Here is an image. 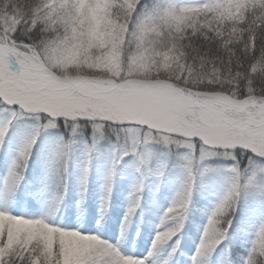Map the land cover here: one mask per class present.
<instances>
[{
  "label": "snow or ice",
  "instance_id": "6c2138e0",
  "mask_svg": "<svg viewBox=\"0 0 264 264\" xmlns=\"http://www.w3.org/2000/svg\"><path fill=\"white\" fill-rule=\"evenodd\" d=\"M83 3L0 0V144L13 124L32 128L0 181V264H66L65 241L73 238L88 242L73 264H154V257L155 264H172L180 241L170 242L183 228L197 180L211 187L224 173L228 187L187 264H211L238 207L240 231L257 207L259 223L238 262L231 259L233 240L216 264H264V0ZM41 131L54 175L38 178L24 194L25 211L13 214ZM106 147L113 159L103 204L118 165L136 179L124 224L141 207L146 178L166 175L154 161L164 157L183 172L161 217V225L173 223L156 231L144 256L124 254L119 240L113 244L86 225L52 220L69 177L82 202L92 158ZM78 155L86 163L77 185L68 162L75 168ZM36 206L40 214H29Z\"/></svg>",
  "mask_w": 264,
  "mask_h": 264
},
{
  "label": "trees",
  "instance_id": "16d2710c",
  "mask_svg": "<svg viewBox=\"0 0 264 264\" xmlns=\"http://www.w3.org/2000/svg\"><path fill=\"white\" fill-rule=\"evenodd\" d=\"M141 3L150 4L152 0H141ZM83 7H87L86 3H84ZM2 119L3 115L0 114V121H2ZM31 134L32 128L25 125L23 122H20V124H13L10 127L7 136L4 138L3 144H0V181L3 180L16 151ZM112 151L111 148L106 147L102 156H93L87 192L79 205L77 201L81 200V197L77 188L71 186V178H68L69 186L64 195L65 203L57 207L53 215V222L57 224L75 223L83 214L94 217L102 211L105 212L106 218L110 217L109 211H118L125 214L130 203L132 189L136 183V179L122 165L117 166L116 175L113 180L112 193L109 197L107 208L105 209L102 205L103 203H101L103 200L105 176L113 159ZM75 163L76 167L74 168L73 162L69 161L68 170L70 173L76 175L78 185L79 173L86 161L82 156L78 155ZM245 163H247V161L241 163L240 167L243 168ZM228 166H231V162L225 167ZM55 167L56 162L53 160L49 150L47 133L41 131L40 136L37 138L36 145L33 146L32 156L28 160L27 169L24 172V181L17 190V195L21 202L20 207L14 208L13 214L25 211L24 202L26 198L24 194L31 190L32 185L38 178L43 181L49 174L54 175ZM153 167L165 168L166 175L162 179L156 176H149L146 178L144 181V190L140 193L141 207L138 208L133 215L134 223H136L138 227H141L147 235H150L151 231L156 232L157 230H162V227H169L172 225V220L166 221L165 224L161 225V217L171 200L179 191L184 180V175L180 168L171 165L164 157L158 162L154 161ZM229 181L230 177L227 173H224L218 181L213 182L211 187H207L205 184H202L199 179L197 180L194 186L192 204L184 220L185 223L183 224V228L180 233L173 238L170 245L174 243L176 239H179V241L183 242L185 245L196 247L203 227L206 224L207 216L210 214L215 203L223 196ZM52 187L55 188V185H52ZM59 188L61 192L64 191L63 183L59 185ZM53 195H55V191ZM29 214L39 215L40 207H34ZM241 219L240 208L238 207L237 213L233 218V226L229 229L228 240L213 254L211 264H216V259L225 248V245L231 244L233 240H235V248L231 252V259L238 262L239 259L245 255L252 232L255 230L260 220L258 207L255 212L247 216L244 231H240ZM95 224L96 222L90 223L87 229L89 231L99 232L94 228ZM158 225H160L159 228L157 227ZM99 234L103 239L113 244L117 243V239L114 235H111L109 239H107L104 232H99ZM120 244L124 254H133L129 242H120ZM166 250L168 251L169 249L167 248ZM172 264H187V257L177 250L173 257Z\"/></svg>",
  "mask_w": 264,
  "mask_h": 264
},
{
  "label": "rangeland",
  "instance_id": "374dc122",
  "mask_svg": "<svg viewBox=\"0 0 264 264\" xmlns=\"http://www.w3.org/2000/svg\"><path fill=\"white\" fill-rule=\"evenodd\" d=\"M83 5L84 3L82 0V6ZM101 203H103V200L101 201ZM102 205L104 206L105 209L108 206V204L106 206L104 204ZM104 213L105 212L102 211L99 214H97V216L92 217V218H90L87 214H83L78 220L75 221V223L81 227V230H83L85 225L88 226V224L94 222V220L95 221L101 220V224L98 226L100 228L99 229L100 232H103V231L110 232L111 230L112 232L115 231L114 235L120 242H122V240L125 237L130 238L131 240H133V242L139 241L138 246L132 248V252H134V255L136 256H144L147 254L151 246L152 238L147 237V235H144L142 232H140L139 230L135 228L136 224H134L133 216L130 218V220L126 224H124L122 223L124 219V214L122 213L118 214L116 211H113L110 217V219L113 220V222L109 223L107 221H103L105 220L103 219ZM163 228L164 227H162L161 229L163 230ZM135 244L136 243H134L133 246ZM65 245L67 248L66 264H73L77 251L81 247L88 246V242L83 241L81 239L73 238L70 240H66ZM166 249L164 250V252L167 251ZM178 250H180L184 256L189 257L194 252L195 248H193L192 246H185V244L181 242L179 244ZM157 260H158V257L153 258L154 264Z\"/></svg>",
  "mask_w": 264,
  "mask_h": 264
}]
</instances>
